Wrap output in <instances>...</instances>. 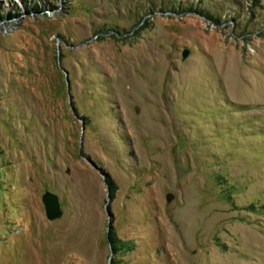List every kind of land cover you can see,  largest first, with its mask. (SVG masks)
I'll list each match as a JSON object with an SVG mask.
<instances>
[{
    "label": "rangeland",
    "instance_id": "rangeland-1",
    "mask_svg": "<svg viewBox=\"0 0 264 264\" xmlns=\"http://www.w3.org/2000/svg\"><path fill=\"white\" fill-rule=\"evenodd\" d=\"M0 264H264V0H0Z\"/></svg>",
    "mask_w": 264,
    "mask_h": 264
},
{
    "label": "water",
    "instance_id": "water-1",
    "mask_svg": "<svg viewBox=\"0 0 264 264\" xmlns=\"http://www.w3.org/2000/svg\"><path fill=\"white\" fill-rule=\"evenodd\" d=\"M189 54L188 49L183 51V59H185ZM42 200L45 204L46 215L50 220H57L63 216V209L61 207V202L59 195L55 192L47 190L43 196Z\"/></svg>",
    "mask_w": 264,
    "mask_h": 264
},
{
    "label": "trees",
    "instance_id": "trees-1",
    "mask_svg": "<svg viewBox=\"0 0 264 264\" xmlns=\"http://www.w3.org/2000/svg\"><path fill=\"white\" fill-rule=\"evenodd\" d=\"M211 17L213 20L215 18ZM215 22H219V20H214ZM108 240L111 243V246L113 248L114 251H117L118 249H121L123 246V241L113 232V230H110V232H108Z\"/></svg>",
    "mask_w": 264,
    "mask_h": 264
}]
</instances>
